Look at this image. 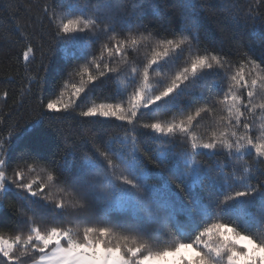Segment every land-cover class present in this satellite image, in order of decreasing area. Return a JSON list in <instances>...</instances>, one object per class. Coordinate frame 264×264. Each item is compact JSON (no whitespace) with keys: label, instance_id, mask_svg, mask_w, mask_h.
<instances>
[{"label":"snow or ice","instance_id":"6c2138e0","mask_svg":"<svg viewBox=\"0 0 264 264\" xmlns=\"http://www.w3.org/2000/svg\"><path fill=\"white\" fill-rule=\"evenodd\" d=\"M146 3L158 13L152 27ZM164 4H45L49 35L83 64L69 73L80 78L70 81L69 99L61 91L42 100L33 126L60 114L82 130L79 140L62 135L53 150L52 139H29L9 123L11 113L0 116V210L12 194L20 207L14 223L0 220L15 233H0V264H264V169L195 161L227 150L226 161L254 152L264 164V53L233 58L204 45L202 0H181L178 17L166 15ZM35 51L30 44L24 59ZM157 70L170 76L154 84ZM95 99L105 102L89 104ZM205 118L210 134L196 133ZM148 142L168 145V154L143 150ZM18 147L15 159L29 176L43 165L40 179L19 167L8 176Z\"/></svg>","mask_w":264,"mask_h":264},{"label":"trees","instance_id":"16d2710c","mask_svg":"<svg viewBox=\"0 0 264 264\" xmlns=\"http://www.w3.org/2000/svg\"><path fill=\"white\" fill-rule=\"evenodd\" d=\"M46 3L50 5L51 0H0V116L11 113L10 124L14 126L18 124V130L26 131L29 139H40L47 136L53 140V150H55V142L62 135H71L74 139L79 140L77 133L82 130L79 120H73L71 116L55 114L46 116L43 123H38L35 126H33V121L36 120L41 110L42 100L47 103L49 99H57L61 91L64 93L63 99L65 101L69 99L72 91L70 81L78 83L80 79L79 76L72 77L69 73L77 65L83 64V61L72 60L71 56L76 50L71 46L59 47L49 35V22L44 18L43 13ZM202 3L204 11L200 14V20L205 34V39L202 41L204 45L210 49L214 48L217 52H228L233 58H238L241 53L245 52L256 57L264 53V0H202ZM162 7L166 15L169 16L178 17L183 11L181 0H166V4ZM157 14L151 3L145 4V23H149L150 27L155 24ZM257 16H260L261 19H252ZM144 35H148V33H144ZM42 36L43 40H41ZM156 39L158 38L153 39V44ZM30 44L36 48V51L35 58L28 62L24 59V52ZM42 44L43 51L46 53L44 56H41ZM241 45L243 47L237 51V47ZM49 49L51 50L49 51ZM145 53L151 54L150 47L141 49L140 55L144 56ZM233 70L236 69L233 68ZM150 75L154 84L170 76L166 71L159 70ZM123 83L126 81L121 77L118 84L122 85ZM206 88L215 90L217 84L213 80H208ZM100 102L105 101L95 99L91 100L89 104ZM84 106L81 103L80 107ZM158 118L167 120L171 117L159 116ZM145 122L153 121L148 119ZM207 127L208 119L205 118L194 131L198 134L209 135L210 131L205 132ZM97 128L100 129V134H104V129L100 125H97ZM118 134L124 135L123 131H119ZM4 136H7V131ZM168 147V145L159 142L155 144L148 142L143 145V150L151 152L155 149L164 151L167 155ZM181 147L178 140L173 152H180ZM20 151L21 148L18 147L12 153L14 158L11 161L12 166L7 169L8 176L13 175V168L19 167L25 170L27 179H40L44 175L41 170L43 165H39L37 172L29 176L25 164L15 159ZM226 152L227 150H224L217 157L197 156L195 161L197 164L204 165L217 162L220 164L227 162L230 165L246 163V166H249L250 174L255 173L258 168L264 169V164L256 163L254 152L251 156L239 161L234 158L226 161ZM28 163H32V161H28ZM259 179L264 180V176ZM252 182L256 183L255 180ZM53 195H55V190H53ZM19 215V202L15 199L14 194L9 195L8 199L4 200V208L0 210V220L11 224ZM0 233L6 238L15 234L8 228H0Z\"/></svg>","mask_w":264,"mask_h":264}]
</instances>
